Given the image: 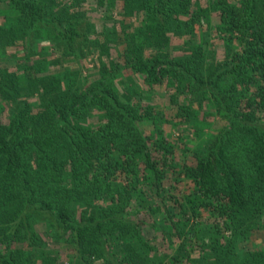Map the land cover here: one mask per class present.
<instances>
[{
    "label": "trees",
    "instance_id": "trees-1",
    "mask_svg": "<svg viewBox=\"0 0 264 264\" xmlns=\"http://www.w3.org/2000/svg\"><path fill=\"white\" fill-rule=\"evenodd\" d=\"M263 216L264 0H0V264H264Z\"/></svg>",
    "mask_w": 264,
    "mask_h": 264
},
{
    "label": "rangeland",
    "instance_id": "rangeland-1",
    "mask_svg": "<svg viewBox=\"0 0 264 264\" xmlns=\"http://www.w3.org/2000/svg\"><path fill=\"white\" fill-rule=\"evenodd\" d=\"M97 16L98 15H95V16H93L94 17L93 18L92 16L89 15L90 21H92L95 24L98 23V26H101L102 25V22L100 20H98V18H96ZM14 52H15V50H14ZM18 53H19V51H18ZM20 57H22V56L20 55ZM93 61L94 60H92V58L89 57L87 60L84 61L85 64H87L85 66L86 67H90V68H94V65L95 64H94ZM53 69L51 68V71H53ZM176 136H177V134H176ZM257 224H258L257 225L258 227H254V230H252V233L253 234H252L250 240L248 241V243L242 245V247L244 249H248V248H252L253 246H260V245H263L264 244V216L258 221ZM39 230H41L42 232L47 231V228H46V226H45L44 223H40L39 224ZM155 234H157V233H153L152 235L156 236ZM47 240H49V239H47ZM159 241H161V240H159ZM48 243L50 244V246L56 247L57 249L58 248L61 249L62 246H63V248L61 249L62 254H63V256H62V259L63 260L62 261H63V264H67V260H68L67 259V255H70V254L73 253L72 248L71 247L67 248L66 246L61 245L57 241L49 240ZM162 246H164V247H162ZM160 248L161 249L166 248L165 250H167L168 252H171L173 250L172 247H169V245L167 243H165L164 241L161 242Z\"/></svg>",
    "mask_w": 264,
    "mask_h": 264
}]
</instances>
